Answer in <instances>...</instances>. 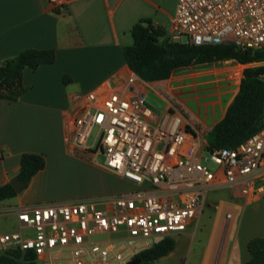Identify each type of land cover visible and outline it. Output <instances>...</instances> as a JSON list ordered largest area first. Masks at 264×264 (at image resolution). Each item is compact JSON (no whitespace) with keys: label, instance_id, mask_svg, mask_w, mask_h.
Returning a JSON list of instances; mask_svg holds the SVG:
<instances>
[{"label":"built area","instance_id":"2783aa9c","mask_svg":"<svg viewBox=\"0 0 264 264\" xmlns=\"http://www.w3.org/2000/svg\"><path fill=\"white\" fill-rule=\"evenodd\" d=\"M50 1L64 10L63 0ZM174 40L260 49L264 0H178ZM145 85L133 75L121 91L76 94L66 130L71 155L93 163L103 155L105 169L139 190L10 208L20 230L0 233V254L31 251L38 264H129L161 239L185 233L212 191L228 189L247 203L264 198V128L236 149L204 157L206 145L180 115L146 106L156 93Z\"/></svg>","mask_w":264,"mask_h":264},{"label":"crops","instance_id":"0c3cea01","mask_svg":"<svg viewBox=\"0 0 264 264\" xmlns=\"http://www.w3.org/2000/svg\"><path fill=\"white\" fill-rule=\"evenodd\" d=\"M63 2L64 10H60L50 0H0V66L31 48L56 53L55 63L25 69V92L17 101L0 99V187L18 177L24 154L46 159L45 168L27 188L0 207V233H4L1 219L6 215L10 228L20 230L15 214L7 213L10 208L110 197L134 186L102 165L111 187L94 194L70 188V169L92 166L67 149L66 130L77 107L73 98L101 88L121 91L127 87L136 74L125 60L124 47L133 43L131 31L139 21L150 20L166 32V39L175 41L178 0ZM247 67L235 60L196 64L177 69L167 80L147 83L159 86L153 90L156 95L206 145V135L226 116ZM222 207L228 213L219 220ZM211 222L221 228L217 244L226 251L222 264H244L251 259L249 241L264 237V198L247 203L228 189L212 191L196 221L177 237L197 234L201 224Z\"/></svg>","mask_w":264,"mask_h":264},{"label":"trees","instance_id":"16d2710c","mask_svg":"<svg viewBox=\"0 0 264 264\" xmlns=\"http://www.w3.org/2000/svg\"><path fill=\"white\" fill-rule=\"evenodd\" d=\"M133 43L124 47V57L130 69L145 82L169 79L183 67L223 60H235L248 65L244 70L240 88L228 107L226 116L206 135L205 152L214 149H236L249 137L264 128V47L241 49L234 44L193 45L170 41L166 32L155 27L150 20H141L131 31ZM54 50L27 49L6 60L0 66V99L17 101L25 92V69H38L55 63ZM69 77H64L67 83ZM46 166L43 155L24 154L18 177L30 184ZM18 195L10 184L0 187V203ZM176 248L175 238H164L137 255L141 264H154ZM251 259L244 264H264V237L248 243ZM0 264H38L31 251L14 249L0 254Z\"/></svg>","mask_w":264,"mask_h":264},{"label":"rangeland","instance_id":"374dc122","mask_svg":"<svg viewBox=\"0 0 264 264\" xmlns=\"http://www.w3.org/2000/svg\"><path fill=\"white\" fill-rule=\"evenodd\" d=\"M184 41L187 42V38L183 37ZM255 65H264L255 64ZM157 85L148 83V85L144 86L145 91L154 92L153 90L157 89ZM162 95L167 96L168 99H171L170 94H165L160 91ZM161 96V95H158ZM184 126L186 124L184 123ZM98 129L95 128L92 136L89 140V144H92V141L97 134ZM203 141V139H200ZM205 145V142H202ZM204 157H209L208 152L204 150ZM105 161L103 155H100L97 163H91L92 166H83L77 169H70V178L69 184L70 188L74 192L84 193V194H94L100 192L105 187H111V178L107 177V175L102 170V165ZM90 163V161H89ZM209 168L212 171H216L218 166L213 163L208 164ZM139 190V188L133 186L131 188L121 190V193L124 192H132ZM120 193V194H121ZM12 200V199H10ZM9 200L1 202L0 207L6 205ZM211 209H215V205L211 207ZM228 210L226 207H222L218 211L219 220H224ZM230 214V213H229ZM228 214V215H229ZM2 224L3 229L1 232H12L11 223H9L8 216H3ZM219 224V221H218ZM213 225L212 222L210 224H201L197 229V234H192L188 237H177L176 240V248L170 253L168 256L157 260L154 264H222L223 257L225 254V249H223L220 244H217V236H220L221 228L219 225ZM225 237L226 231L222 233Z\"/></svg>","mask_w":264,"mask_h":264},{"label":"water","instance_id":"95a60500","mask_svg":"<svg viewBox=\"0 0 264 264\" xmlns=\"http://www.w3.org/2000/svg\"><path fill=\"white\" fill-rule=\"evenodd\" d=\"M146 106L151 108L158 115H161L167 107V102L151 93L147 98ZM10 184L15 188L18 194H20L27 185V183L22 181L19 177L13 179ZM129 264H141V261L139 259H134Z\"/></svg>","mask_w":264,"mask_h":264}]
</instances>
